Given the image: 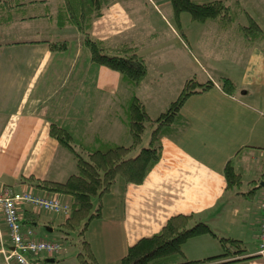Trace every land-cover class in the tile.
Here are the masks:
<instances>
[{
  "label": "crops",
  "instance_id": "crops-1",
  "mask_svg": "<svg viewBox=\"0 0 264 264\" xmlns=\"http://www.w3.org/2000/svg\"><path fill=\"white\" fill-rule=\"evenodd\" d=\"M15 1L35 15L0 23V189L11 186L15 191L51 194L27 178L64 181L75 172L72 155L50 136L49 128L51 122H63L70 111L81 112L88 103L82 85L90 72V52L63 0ZM236 1L243 8H264V0H233L231 4ZM150 12L161 14L158 1L108 0L102 14L94 18L91 34L112 44L136 46L146 62L141 40L149 44L160 36L157 29H150ZM245 17L239 15L226 28L217 19L200 22L203 26L194 47L204 63L193 54L186 32L180 29L176 34L163 19L182 45V50L174 47L168 57L178 60L183 77L169 78L170 94L165 95L168 82L154 88L146 62L147 73L135 95L149 115L155 117L166 109L192 69H199L193 73L198 81L211 80L213 85L186 99L180 117L161 138L159 160L142 183L118 178L101 198V217L90 221L84 233L98 264L119 263L129 246L157 233L176 214H191L216 235L241 240V256L248 258L224 264H264V257L256 254L264 193L259 186L264 179V37L245 43L238 30V24L246 23ZM259 25L264 29V23ZM207 33L213 40L211 49L209 39L204 38ZM57 41H66L67 48L50 50L48 43ZM94 76L98 107L87 128L88 139L99 135L129 143L121 110L128 93L121 74L97 66ZM153 76L163 79L162 84L166 80L159 70ZM221 76L234 82L231 93L218 85ZM227 162L241 176L239 187H228ZM59 197L69 204L68 196ZM20 209L23 232L31 230L34 239L54 238L50 233L63 217L37 212L29 204ZM3 245L11 248L0 212V247ZM182 250L189 260L222 253L218 239L211 235L189 239ZM64 254H40L35 259L41 264H78L77 254ZM0 264L17 263L13 258L6 261L0 252Z\"/></svg>",
  "mask_w": 264,
  "mask_h": 264
},
{
  "label": "trees",
  "instance_id": "trees-1",
  "mask_svg": "<svg viewBox=\"0 0 264 264\" xmlns=\"http://www.w3.org/2000/svg\"><path fill=\"white\" fill-rule=\"evenodd\" d=\"M69 19L81 33L84 45L90 52V72L87 74L82 91L87 93L88 103L78 113L70 111L63 122H51L49 134L57 143L66 148L75 162V172L64 181H53L28 177L30 182L41 189L69 197L70 212L58 224L57 229L66 237L77 230L79 250L76 255L78 264H98L85 239L84 233L93 219L101 217V198L107 194L118 178L126 183L140 184L150 169L156 164L161 154V138L168 134L173 124L180 117V111L186 99L213 85L211 80L200 82L195 77L186 78L178 95L165 110L151 117L142 101L135 95V90L147 73L144 58L138 54L136 46L129 43L112 44L92 36L91 27L94 18L102 14L108 0H63ZM172 13L177 18L180 13L188 12L196 22L217 19L221 27L231 26L243 9L239 1L228 4L224 0L197 2L196 0H169ZM29 9L15 0H0V23L15 18L34 17ZM49 15L45 12L44 15ZM247 22L238 24L245 43H254L264 37V29L247 12ZM52 51L67 48L66 41L48 43ZM105 66L121 74L127 98L121 106L123 123L129 143L105 140L99 135L89 140L87 128L98 107L95 94L94 70ZM218 85L231 93L235 84L231 78L221 76ZM150 127L147 146L131 154L142 142L146 127ZM224 175L228 187H239L241 176L230 162L226 163ZM245 195H247L245 193ZM93 198H97L94 205ZM211 235L221 245L222 253L199 260L186 258L182 247L191 238ZM244 246L241 240L232 237H220L203 221H198L191 214H176L167 219L155 234L142 237L128 247L126 254L117 264H224L247 259L241 256ZM223 259L219 262L216 260Z\"/></svg>",
  "mask_w": 264,
  "mask_h": 264
},
{
  "label": "rangeland",
  "instance_id": "rangeland-1",
  "mask_svg": "<svg viewBox=\"0 0 264 264\" xmlns=\"http://www.w3.org/2000/svg\"><path fill=\"white\" fill-rule=\"evenodd\" d=\"M158 1V7L161 11V14L153 12H150V19H152V23L150 24V29L152 31V29H157V32L159 33V38L157 40L154 41H150V43H146L143 42V40H141V47L140 49L142 54L144 55L147 65L150 69V82L154 85L153 87L156 88L159 86L162 87L164 84H166L168 82V87L166 89V91L164 92L162 89L159 92L163 91V94L167 95L170 94V88L169 86H171V83L169 81V78L175 77V78H179L180 75L183 77V69H179V62L177 60V62H175L171 56L170 58L168 57V54L170 51L173 50V48L175 47L176 49L179 48L180 50H182V45L181 43L178 41V39L175 37V35H173V32L171 31V29L173 28L175 33L177 34V32L182 29L183 32H186L187 34V40L190 44V48L193 52L194 55H196L198 57V59H200L199 61H202L204 63V61L200 56V53L196 50V48L194 47V41L196 40V37H198V34L203 26L202 23L200 22H196L193 21L191 19V16L188 12H182L180 13V15L175 18V16L172 13V9H171V5H170V1L169 0H156ZM197 2H205V1H210V0H196ZM227 3H232L233 0H224ZM242 5V3H241ZM243 8V7H242ZM244 10H246L248 13H250L251 16H255L257 17V19L259 20V23L262 24L264 23V8L263 6H260L259 8H249L247 6H244L243 8ZM243 10V11H244ZM170 12V13H169ZM243 16H245V13H242ZM161 15H164L163 18L161 17ZM168 21V23L171 26V29L169 28V26L166 25V23L164 22V20L166 21V19ZM164 19V20H163ZM166 21V22H167ZM245 22H247L246 17H245ZM262 22V23H261ZM153 27V28H152ZM209 39V41H207L208 47H211L212 44V39L211 36L208 35L207 33V37H204ZM211 49V48H210ZM150 51V52H149ZM160 71L163 73V77L166 79L164 80L163 84H162V80H158L157 78H155L154 72L156 73V71ZM198 73L199 69H195V70H190V72H187V78L189 77H195V74L193 73ZM185 74V75H186ZM154 77V78H153ZM197 79V78H196ZM158 85V86H157ZM150 127H146L144 130V133L142 135V142L137 146V148L131 153L132 155L135 154L141 147L147 146L148 142H149V137H150ZM243 188H245L246 186H242ZM59 196V194H57ZM93 203L96 202V198H93ZM240 202V199L237 200ZM54 216H60V215H54ZM60 220V218H59ZM77 230L71 231L69 233V235H67L66 237H63V235L58 231L57 228H55V230L53 231V233H50L51 236H53L54 238H47V239H55L57 241H59L60 245H61V254H63V252H65V254H69V255H73L75 256L79 250V238L77 235ZM250 247L254 246V243H249ZM55 254L56 257H60L61 254ZM64 254V255H65ZM61 258H58V261ZM77 261V260H76ZM44 262V261H43ZM238 264H246V263H238Z\"/></svg>",
  "mask_w": 264,
  "mask_h": 264
},
{
  "label": "built area",
  "instance_id": "built-area-1",
  "mask_svg": "<svg viewBox=\"0 0 264 264\" xmlns=\"http://www.w3.org/2000/svg\"><path fill=\"white\" fill-rule=\"evenodd\" d=\"M31 205L37 212L60 215L65 218L70 205L63 202L56 193H35L31 189L15 191L11 186L0 189V212L8 229L11 248L0 247L6 261L15 259L17 264H41L37 255L55 256L61 252V245L55 239H34L31 230H21L20 206ZM256 254L264 257V193L261 200V218L259 223L258 246Z\"/></svg>",
  "mask_w": 264,
  "mask_h": 264
},
{
  "label": "water",
  "instance_id": "water-1",
  "mask_svg": "<svg viewBox=\"0 0 264 264\" xmlns=\"http://www.w3.org/2000/svg\"><path fill=\"white\" fill-rule=\"evenodd\" d=\"M260 187H264V179L259 182Z\"/></svg>",
  "mask_w": 264,
  "mask_h": 264
},
{
  "label": "bare ground",
  "instance_id": "bare-ground-1",
  "mask_svg": "<svg viewBox=\"0 0 264 264\" xmlns=\"http://www.w3.org/2000/svg\"><path fill=\"white\" fill-rule=\"evenodd\" d=\"M22 221V220H21ZM23 227V226H22Z\"/></svg>",
  "mask_w": 264,
  "mask_h": 264
}]
</instances>
